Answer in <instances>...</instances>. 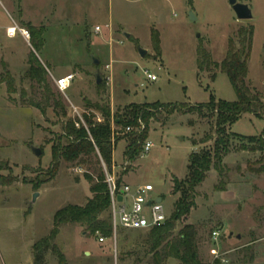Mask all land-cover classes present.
Here are the masks:
<instances>
[{
    "label": "rangeland",
    "instance_id": "rangeland-1",
    "mask_svg": "<svg viewBox=\"0 0 264 264\" xmlns=\"http://www.w3.org/2000/svg\"><path fill=\"white\" fill-rule=\"evenodd\" d=\"M237 2L249 7L251 19L238 20L228 0H0V79L9 71L14 88L9 93L5 82L0 83V161L6 165L0 176L11 181L0 186V264H32L31 246L49 234L53 214L68 204H84L90 197V183L83 174H97L99 166L93 158L90 165L61 161L55 177L46 182L50 147L61 133L60 121L72 117L69 103L82 114L87 110L86 99L108 105L119 116L126 106L143 103L198 105L211 97L233 102L236 94L223 72L197 70L196 48L201 45L212 62L219 63L228 38L244 26L253 29L245 83L252 92L262 91L264 0ZM27 24L44 29L43 46L38 50L30 45L29 36L25 40L21 35V30L28 33ZM8 26L17 28L13 37L6 36ZM139 48L145 50L143 57ZM30 52L46 67L66 118L55 117L50 110L42 115L24 103L34 97L23 77ZM97 71L101 88L95 83ZM67 73L74 74V79L60 92L51 76ZM214 124L208 114L158 113L150 120L145 139L153 146L132 162L123 156L127 138L117 127L121 138L114 141L109 171L132 189L150 184L153 191L148 196L162 199L168 217L179 197V193L172 194V179L185 176L191 152L212 146ZM229 131L264 138V117L245 112ZM205 135L211 139L199 143ZM193 141L198 143L193 145ZM239 146L237 139L232 140L223 159L229 169L224 190L215 189L220 178L211 169L214 172L195 189L189 215L175 223L174 233L185 223L197 228L199 255L205 264H264V172L252 173L246 167L255 161L264 166V148L252 152ZM32 148H40L41 154L36 156ZM213 231L219 233L216 242L211 239ZM147 232L118 227L115 239L112 233L98 242L85 226L66 224L60 227L55 243L66 264H145ZM211 247L218 250L216 258L209 253ZM45 264H58L51 252L46 253ZM168 264L178 263L170 260Z\"/></svg>",
    "mask_w": 264,
    "mask_h": 264
},
{
    "label": "trees",
    "instance_id": "trees-1",
    "mask_svg": "<svg viewBox=\"0 0 264 264\" xmlns=\"http://www.w3.org/2000/svg\"><path fill=\"white\" fill-rule=\"evenodd\" d=\"M27 31L32 48L40 49L43 46L44 29L27 24ZM252 34V26L239 27L235 35L228 38L225 56L219 63L212 62L209 53L201 45L196 48L197 70L200 73H208L212 69L223 72L236 94L235 101L227 102L211 97L207 103L198 105L143 103L126 106L123 114L118 116L111 113L108 105H100L84 99L87 110L81 115L82 121L77 117L66 118V108L59 94L53 91L48 82L46 67L33 52L29 53L23 77L28 80L34 97L24 103L36 108L42 115H46L47 110H50L55 117L66 118L65 121H60L61 133L57 135L50 147L51 161L47 169L46 182L55 177L61 161L90 165L93 158L99 166L95 176L88 172L83 174V177L90 183V197L86 202L83 205L68 204L58 209L53 214L49 234L32 244V264H45L47 252H51L56 257L58 264H66L63 254L55 243L59 229L63 225L78 224L85 226L89 234L98 232L104 238L111 236V221L108 213L109 196L104 183L102 163L107 170L111 168L112 152L115 147V142L113 147L111 141L112 124L120 127L119 132H123L128 126L132 128L131 132L122 134L127 138L123 156L127 162H132L141 153L150 120L155 119L157 114L162 112L213 116L216 137L211 147L201 148L189 154L186 174L182 179H172V194L179 193V197L165 222L148 230L144 237V256L147 259L145 264H167L169 260H175L178 264H205L199 255L197 228L193 224L185 223L174 233L175 223L189 215L194 207L195 189L203 182L211 169L215 170L220 178L215 189L224 190V179L229 169L224 165L223 159L230 152L232 140H238L240 150L254 152L264 148V138L261 135L242 136L229 131L230 126L245 112L264 117V86L261 92H252L245 83ZM155 48L159 51L157 42H155ZM211 78H214V73L211 74ZM3 82L6 84L7 91L13 93V78L9 71L5 72L4 79H0V83ZM96 86L101 88L103 81ZM22 92L24 98L25 92ZM96 114H100L102 122L95 121ZM140 125L143 128L137 132ZM120 138L121 136H117L114 141ZM210 139V136L205 135L199 143L204 144ZM192 143L196 145L198 142L193 141ZM257 164L259 161L247 163L246 167L252 173H263L264 166L258 165V167ZM5 167L6 165L0 161V170ZM10 183L9 179L0 176V186Z\"/></svg>",
    "mask_w": 264,
    "mask_h": 264
},
{
    "label": "built area",
    "instance_id": "built-area-1",
    "mask_svg": "<svg viewBox=\"0 0 264 264\" xmlns=\"http://www.w3.org/2000/svg\"><path fill=\"white\" fill-rule=\"evenodd\" d=\"M95 31L98 32L99 28L96 27ZM6 34L9 37H13L15 32H9V29L6 30ZM21 35L27 39L28 33L24 30H21ZM105 68H109V65H106ZM52 77L53 84L55 88L64 92L69 88L71 82L74 79V74H66L61 77ZM146 77L154 80L155 76L149 73H146ZM70 111L72 117H77L81 121V115L77 107L69 103ZM96 122H102V118L99 114L95 115ZM77 126V125H76ZM142 126V125H140ZM143 128V126H142ZM140 129H137L138 132ZM131 127H126L122 134L131 132ZM120 133L117 131V127L112 124L111 128V141L112 146L114 147V139L119 136ZM152 143L148 140H144L142 144L141 154H146L152 147ZM105 179L104 183L107 186V192L109 196V207L108 211L110 214L111 221V230L114 236L116 237L117 229L120 227L125 230H150L154 226L162 224L168 218L165 215L162 199L160 197H149L148 194L153 191V187L150 184H144L136 186L132 189L127 183L120 181L119 178L115 176L114 173L107 170L106 166L102 163ZM120 197V200H118ZM160 198V202H157V199ZM98 242H103L105 238L96 232ZM219 237L218 231H213L211 233V239L213 242H216ZM209 253L213 257L218 256V250L214 247H211Z\"/></svg>",
    "mask_w": 264,
    "mask_h": 264
},
{
    "label": "water",
    "instance_id": "water-1",
    "mask_svg": "<svg viewBox=\"0 0 264 264\" xmlns=\"http://www.w3.org/2000/svg\"><path fill=\"white\" fill-rule=\"evenodd\" d=\"M228 3L231 5V7H232V9H233V11L235 13V16H236V18L238 20H249V19H251V17H252L251 11H250L249 7L246 4L237 2V0H228ZM190 18L191 19H194V17L192 16L191 13H190ZM124 35H125L126 38L129 37V34L128 33H125ZM138 52H139L140 57H143L144 54H145V50L144 49H141V48L138 49ZM93 63L95 65H97L98 64V60L97 59H94L93 60ZM94 76H95V83L96 84H99L102 81V77L100 75V72L97 71ZM32 151H33V153L36 156H38V155L41 154L40 148H32ZM36 196H37V193H34L32 198L34 199ZM118 200H120V197H118ZM160 200L161 199L158 198L157 199V202H160ZM236 238L239 239L240 238V235H237ZM87 254L88 253L86 252V255Z\"/></svg>",
    "mask_w": 264,
    "mask_h": 264
},
{
    "label": "crops",
    "instance_id": "crops-1",
    "mask_svg": "<svg viewBox=\"0 0 264 264\" xmlns=\"http://www.w3.org/2000/svg\"><path fill=\"white\" fill-rule=\"evenodd\" d=\"M10 27H14L15 28V26H8L7 28H6V30L8 29V28H10ZM16 30H17V28H15ZM16 30H15V32H16ZM16 34V33H15ZM6 36H7V34H6ZM7 37H9V36H7ZM26 40V39H25ZM28 44H29V42H27ZM207 73V72H206ZM67 74H70V73H67ZM52 75V74H51ZM54 77V76H53ZM58 77H61V76H58ZM85 104V103H84ZM112 162H114L113 161V157H112ZM212 172H214V171H212V170H210L207 174H209V173H212ZM213 174H215V173H213ZM124 182V181H123ZM81 205H83V204H81ZM170 261V260H169ZM169 261H167V264H168V262ZM173 261H175V260H173Z\"/></svg>",
    "mask_w": 264,
    "mask_h": 264
},
{
    "label": "bare ground",
    "instance_id": "bare-ground-1",
    "mask_svg": "<svg viewBox=\"0 0 264 264\" xmlns=\"http://www.w3.org/2000/svg\"><path fill=\"white\" fill-rule=\"evenodd\" d=\"M8 29H9V32H15V30H16L14 27H10Z\"/></svg>",
    "mask_w": 264,
    "mask_h": 264
}]
</instances>
